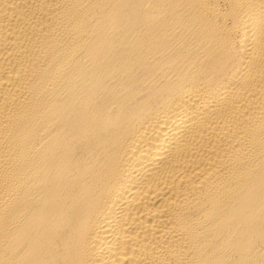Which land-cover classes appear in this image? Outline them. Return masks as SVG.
I'll return each mask as SVG.
<instances>
[{
	"label": "bare ground",
	"instance_id": "6f19581e",
	"mask_svg": "<svg viewBox=\"0 0 264 264\" xmlns=\"http://www.w3.org/2000/svg\"><path fill=\"white\" fill-rule=\"evenodd\" d=\"M0 264H264V0H0Z\"/></svg>",
	"mask_w": 264,
	"mask_h": 264
}]
</instances>
